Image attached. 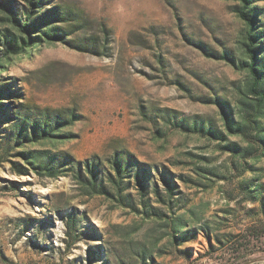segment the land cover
I'll use <instances>...</instances> for the list:
<instances>
[{
    "label": "rangeland",
    "instance_id": "1",
    "mask_svg": "<svg viewBox=\"0 0 264 264\" xmlns=\"http://www.w3.org/2000/svg\"><path fill=\"white\" fill-rule=\"evenodd\" d=\"M51 1L50 7L66 13L58 25L83 48L41 43L31 54L6 61L0 79L11 83L16 96L5 104L38 119L55 115L65 121L69 111L78 117L58 132L69 137L56 144L19 146L0 133L5 255L19 264H188L211 243L220 247L217 239L264 223V158L250 159L244 170L242 158L223 148L244 141L227 134L216 103L220 98L232 106L245 78L224 57L225 51L237 63L241 57L245 24L234 12L239 4ZM25 3L0 0V18L5 5L22 11ZM256 3L264 8V0ZM6 26L0 20V33ZM30 150L51 151L54 166L69 163L57 176L38 173L20 154ZM117 153L132 161L122 196L108 179ZM86 162H95L106 191L95 192L78 178L81 167L90 177ZM246 183L260 187L257 199L249 197ZM179 219L183 232L172 228ZM255 250L250 259L264 264V239ZM234 258L218 252L202 263Z\"/></svg>",
    "mask_w": 264,
    "mask_h": 264
},
{
    "label": "trees",
    "instance_id": "2",
    "mask_svg": "<svg viewBox=\"0 0 264 264\" xmlns=\"http://www.w3.org/2000/svg\"><path fill=\"white\" fill-rule=\"evenodd\" d=\"M23 1L26 3L22 7V11L16 9L12 4L5 5L6 15L0 18L3 24L7 25L0 33V76L2 68L6 67V61L12 60L15 56L31 54L30 50L38 47L41 43L63 42L72 48H83L77 41L67 38L70 30L63 29L58 25L63 22V18H66V13L62 12L58 5L52 4L53 7H50L51 0ZM226 1H234L239 4L234 7V12L243 20L245 30L239 41L238 50L241 57L238 59V63L231 58L229 52L225 51L224 57L236 63L237 68L245 74V78L243 84L237 85L238 99L232 106L225 102L223 104L220 98L216 100V103L222 108L223 125L227 134L237 136L244 141V145L233 141L224 145L223 148L234 153V157H241L244 161V170H246L250 159L260 161L264 158V8L256 3L257 0ZM15 94L11 83H5L0 79V133L7 132L8 136L13 137L19 146L39 142L56 144L57 138L69 137V135L58 132L63 131V127L73 124L77 120L76 112L69 111L68 119L65 121L55 115H46L44 118L38 119L33 117L27 108V110H20L19 107L11 109L9 107L12 103L5 104V100L16 96ZM20 106L22 107V105ZM16 108L17 111H15ZM9 123L12 125L7 127ZM193 128L200 132L204 130L203 126ZM9 130L11 132H8ZM207 133L215 135L218 139L228 140L222 133L211 131V129H208ZM20 154L28 165L35 167L38 173L47 172L51 176H57L62 171V167L69 163L63 159L61 163L54 166L57 157L52 155L51 151L30 150L28 152L21 151ZM121 155L125 154L117 153L111 160L112 172L108 176V179L117 186L120 196L124 192L123 185L125 179L129 178L132 167V161ZM85 166V172L90 177L87 178L81 167L76 171L78 178L83 183H87L95 192L106 191L103 183L99 182L95 162H86ZM137 182L143 193L144 184L141 177L137 176ZM244 188L249 197L258 198L256 192L260 190V187L252 190L246 183ZM262 205L264 211V203ZM183 224L184 221L179 219L172 223V228L177 232H183L181 229ZM263 239L264 223L253 224L237 236L229 235L223 242L217 239L218 243L222 244L220 247L211 243L207 253L188 264H205L202 263L203 260L213 259L218 252H222L224 257L227 255L235 257L233 261L229 260L225 264H255L254 260L250 258L258 248V243ZM144 260L146 261L145 257ZM0 264L19 263L9 259L0 247ZM144 264L147 263L144 262Z\"/></svg>",
    "mask_w": 264,
    "mask_h": 264
}]
</instances>
